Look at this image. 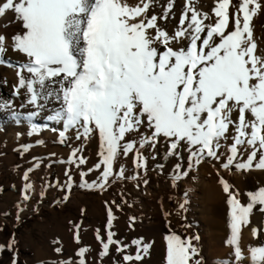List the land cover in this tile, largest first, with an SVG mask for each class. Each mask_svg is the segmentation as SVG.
<instances>
[{
    "label": "snow or ice",
    "instance_id": "1",
    "mask_svg": "<svg viewBox=\"0 0 264 264\" xmlns=\"http://www.w3.org/2000/svg\"><path fill=\"white\" fill-rule=\"evenodd\" d=\"M154 3L156 0H139L135 6L128 0H0V28L20 25L14 34L0 32V65L16 70L13 95H25L27 104L38 109L28 119L56 103L58 107L51 109L53 114L47 119L62 122L60 143L70 138L66 135L69 130L75 132L76 140L98 136L101 159L94 168L102 170L99 183L83 181L81 186L89 189H106L121 156L132 154L135 167L146 168L142 150H154L160 144L167 145L166 157H179L186 150L191 168L205 158L220 160L224 155L221 148L231 139L224 169L264 170V53L258 52L252 23L264 14V0H239L238 4L215 0L214 16L200 12L188 0L172 33L158 20L169 18L174 0H169L160 17L148 14ZM9 50L22 55L24 61L8 63ZM82 149L83 145L74 149L68 163L85 164L86 159L77 156ZM244 152L246 159H242ZM180 168L177 163L174 179L188 175ZM88 172H81V177ZM65 175L71 181L67 171ZM115 176L136 179L126 177L122 165ZM219 182L230 206L226 245L233 249L234 261L264 264V246H247V257L241 246L242 228L251 224L254 210L264 214V187L249 192L248 202L242 204L232 185L223 178ZM32 187L31 183L24 185V200L30 198L27 193ZM185 203L180 204L181 209ZM108 217L107 239L97 230L101 257L109 255L114 245L116 251L125 253L126 264L142 261L151 245L134 240L137 251L127 254L128 245L113 239L111 209ZM251 231L254 238L260 236L264 222ZM75 239L79 242L78 232ZM166 239V264H204L192 242L198 236L182 239L172 234ZM88 251L87 247L78 251L79 264H86L83 257Z\"/></svg>",
    "mask_w": 264,
    "mask_h": 264
},
{
    "label": "rangeland",
    "instance_id": "2",
    "mask_svg": "<svg viewBox=\"0 0 264 264\" xmlns=\"http://www.w3.org/2000/svg\"><path fill=\"white\" fill-rule=\"evenodd\" d=\"M211 1L214 2L212 3ZM128 3L135 6L139 3V0H128ZM168 3L169 0H156L153 8L148 13L149 16L155 14L159 7H163L164 11ZM175 3L176 1L174 0L169 16L172 17V14H175V12H180L175 16L177 17L176 25L179 26L178 22L181 11L185 9L188 0L180 1L178 9L175 7ZM233 3L238 4L239 0H233ZM192 4L199 11L201 10L203 13L214 16L212 9L214 8L213 4H215V0H209V2L208 0H192ZM202 5L205 6V9ZM229 11L231 13L232 9L230 8ZM190 15L191 13H189ZM260 15L263 14H259L252 22L254 24L257 21L259 29L261 25ZM208 22L205 21V23ZM253 31L256 33L258 30ZM255 33L254 38L256 34L260 37L262 31L259 30V34L258 32ZM255 41L257 42V40ZM263 45L264 42L261 41L259 43L258 41V52L264 53ZM9 70L11 69L7 65H0V75L2 76L3 74L0 77V104H10L8 107H0V264H13L14 259L16 264H61V262L79 264L81 257L77 253L84 247L89 249L85 257H83L86 264H126L123 261L125 253L116 251V246L114 245L110 247L109 255L103 257L100 255L102 244L97 239V230H99L100 237L106 240L107 231L109 230V209H111L115 217L110 229L115 233L113 239L119 240L121 244L128 245L126 249L127 254L134 255L137 251V246L132 243L134 240L142 239L144 243L151 245L149 253L144 259L134 262V264H164L165 255L162 254V250L163 247H167V244L163 240H167L166 237L172 234L179 235L182 239L198 236L199 240H193L192 242L198 248L204 264H216L218 260H226L229 261V264H236L233 257V249L226 245V240L230 234L223 240L215 233V229L208 224L211 220L208 213L202 209L201 191H198L200 192L199 195H194L195 183L199 181L198 177L201 178L202 176L215 190L218 187L217 191L222 192L223 188L219 181L223 178L233 186V191L240 193L239 199L241 203L246 204L248 202V192H253L260 187H264L260 184V181L257 183L260 177L256 180L253 176L255 172H264V170L251 169L238 171L234 167L228 170L221 166L226 173H222L224 172L223 169L218 173L213 167L217 160L215 161L212 158H205L199 165L193 163L192 167L189 168V153L186 150H181L179 157H167V159L169 158L167 160L168 163L165 161L162 169L158 167L160 164H156V162L166 157L165 150H167V145L160 144L157 146L158 154L155 155L149 151L144 152L146 168L138 169L135 167L133 170H127L128 163L133 164L131 163L134 161L133 155L129 154L126 158L121 156L114 167V175L110 177L109 184L105 190L101 191L99 188L89 189L82 187L83 181H87L88 183L95 181L99 183L102 168L100 170L94 168L101 159L98 155V137L92 136L87 140L83 138L76 140L75 132L73 131V137L68 135L70 138L65 143H60L59 134H57L58 136H54V140L51 142L45 141L43 135L39 140L35 135L36 133L24 135L26 131H31L33 126L37 128L36 132L39 131L38 133L41 134L42 130H44L42 129L43 127L51 126L45 123V119L53 113L50 109L40 111L39 115L34 116V119H32V126L27 125L25 117L29 113L37 112L38 109H36V106L32 107L30 104L25 103L21 97L17 96L16 98L13 95L14 91H11L12 88L6 87L4 74ZM14 113L17 115L14 116ZM236 115L235 113L233 114V117L235 116L234 119ZM10 127L19 136L23 134V136L21 135V141L17 145L14 144L12 139L7 137L9 132L6 131ZM38 141H43V143L38 144ZM231 141L229 139L224 147L226 148L228 143L230 145ZM74 142H77L76 147L73 145ZM81 145H83V149L77 153V156L85 158L86 163L83 165L68 163L72 151L81 147ZM26 147L27 151H25ZM58 148L69 150L70 154L68 156L60 154L61 151L58 152ZM183 153L184 155H182ZM153 155H155V159L152 158ZM225 157L226 155L218 161L224 163ZM246 158L247 152H244L242 159ZM177 163L181 165L179 169L181 173L184 170L189 171H187V176L174 179L176 176L175 165ZM121 165L125 168L126 177L137 175L136 179L117 178L115 172ZM151 166L154 167V170H159V172H152L153 168ZM201 168H206L207 170L203 172ZM29 169L33 170L28 172ZM89 169H93V171L88 172ZM66 171L72 177L71 181L65 175ZM25 172H28V181L23 179ZM81 172H88V175L82 178ZM231 173H235L238 178L242 177V180H245L242 186L232 179L231 175L234 174ZM145 180H147V184L144 183ZM249 180L250 182H248ZM262 180L264 183V178ZM26 183L33 185L32 189L27 193L30 197L28 200H24L23 198V188ZM69 183H71L70 189L67 187ZM250 183L257 185L258 188H250L252 185ZM209 190L211 191V188ZM223 195L227 196V194ZM66 196L68 197L67 200H65ZM227 199L228 197L225 199L226 203ZM185 200L187 204L185 203L184 208L181 210L180 204L184 203ZM226 209L227 217L230 219V206L228 203L226 204ZM99 211H101V214L98 215ZM102 212L105 214L103 213V215ZM133 217L135 218L134 221L130 219ZM262 222H264V214L254 210L251 224L249 225L250 228L249 226L243 227L242 235L245 230H249L252 234V227H260ZM77 225H79V228L76 227ZM77 232L79 234V242L75 239ZM261 236H264V233L255 237V239H259ZM13 240L15 243H12ZM242 240L246 239L242 237ZM10 244L11 247H9ZM58 248L60 249L59 252L56 251Z\"/></svg>",
    "mask_w": 264,
    "mask_h": 264
},
{
    "label": "bare ground",
    "instance_id": "3",
    "mask_svg": "<svg viewBox=\"0 0 264 264\" xmlns=\"http://www.w3.org/2000/svg\"><path fill=\"white\" fill-rule=\"evenodd\" d=\"M138 1V0H137ZM176 1V6H175V4H174V6L178 9V6H179V3H180V1H183V0H175ZM208 2H209V0H208ZM212 2V1H211ZM214 2V1H213ZM212 2V3H213ZM183 3V2H182ZM167 5V4H166ZM211 5V4H210ZM202 6H204V5H202ZM213 6H215V4H213ZM196 7V6H195ZM212 7V6H211ZM199 8V7H198ZM209 8V7H208ZM213 8V7H212ZM211 8V9H212ZM204 9H205V6H204ZM207 9V8H206ZM184 11V10H183ZM183 11H181V14L183 13ZM200 12H201V10H200ZM163 13H164V11H163V7H159L158 9H157V11L155 12V15H157L158 17H160V16H162L163 15ZM180 12H175V14H172V17H170L169 16V18L167 19V20H158V22L161 24V26H163V27H165L166 28V30L167 31H169V33H172L178 26L176 25V21H177V17H175L176 15H178ZM203 13V12H202ZM260 18H261V25H260V29H259V25H258V23H257V21H255V23L253 24V26H254V29L253 30H258L257 32H258V34H259V30H261L262 31V34H261V36L259 37L256 33H255V31H253V33H255L256 35H255V40H257V44H258V41H259V43H261V41L262 42H264V14L263 15H260ZM179 25V24H178ZM258 26V27H257ZM19 28H20V25L18 24V23H13V24H11L7 29H4V28H0V32H4V33H6V34H8V35H11V34H14V33H16L18 30H19ZM260 46H262L261 44H260ZM264 46V45H263ZM259 49V48H258ZM264 50V49H263ZM261 52V51H260ZM261 53H263V52H261ZM6 60H7V62L8 63H11V64H13V65H17V64H19V63H21V62H23L24 61V57L22 56V55H20V54H17V53H14V52H12L11 50H9L8 51V53L6 54ZM6 65V64H5ZM4 67V66H3ZM6 68V67H5ZM11 70H9L8 72H6L5 74H4V76H5V81H4V83L6 84V87L7 88H12V92L14 91V86L17 84V76H16V70L14 69V68H12V67H9ZM2 69V68H1ZM3 70H5V69H3ZM2 72V71H1ZM1 74V73H0ZM2 76H3V74H2ZM1 75H0V77H2ZM2 80V79H1ZM21 92L23 93V90H21ZM18 97H21L22 99H23V101L25 102V103H27L26 102V100H27V97L25 96V95H20V96H18ZM16 98H17V96H16ZM19 99V98H18ZM17 101V100H16ZM21 102V101H20ZM23 102V103H24ZM29 105V104H28ZM32 107L34 106V105H31ZM30 107V106H29ZM56 107H58V104H56V103H49V105H48V109H54V108H56ZM31 109V108H30ZM37 109V108H36ZM52 112V111H51ZM235 117V116H234ZM233 117V118H234ZM32 119H34V117H32L31 118V120H29L28 119V115L25 117V121L28 123H26L27 125H29V126H32L31 125V123H32ZM44 120V119H43ZM45 123H48V124H50L51 126L50 127H43L42 129H44V130H42V133L40 134V133H38V132H33L32 130L33 129H31V131H26V134H24V135H29L30 133L31 134H34V133H36L35 135L39 138V140L41 139V136L43 135V138H44V140L45 141H48V142H51L52 140H54V136H56L57 134H59L60 133V131H63V125H62V122H56V121H52V120H48L47 119V117H46V119H45ZM2 126V125H1ZM9 128V127H8ZM31 128V127H30ZM29 129V128H28ZM30 130V129H29ZM6 132H9L8 133V135H7V137L8 138H10V139H12V141L14 142V144H18L20 141H21V138H22V136H23V134H21L20 136H19V134L18 133H15V131H12V129H11V127H10V129H8ZM28 132H30V133H28ZM38 133V134H37ZM1 135V134H0ZM6 135V134H5ZM66 135L68 136V135H70V136H72L73 135V130H70L68 133H66ZM58 136V135H57ZM94 136H96V135H94ZM69 137V136H68ZM73 137V136H72ZM98 136H96V138H97ZM0 138H1V136H0ZM35 139V138H34ZM37 139V138H36ZM99 139V138H98ZM38 140V139H37ZM10 141V140H9ZM98 141V140H97ZM232 142V141H231ZM76 143L77 142H74L73 143V145H74V147H76ZM39 144V143H38ZM88 144V143H87ZM227 145H229V143L227 144ZM12 146V145H11ZM15 146V145H14ZM90 146V145H89ZM87 147V146H86ZM88 148V147H87ZM160 149V148H159ZM227 149V150H226ZM164 150H165V148H164ZM48 151V150H47ZM61 151V153L60 154H63V155H67L68 156V154H70V151L69 150H62V149H59L58 148V152H60ZM143 152H146V151H149V152H151V153H153V154H158V149H157V147H156V149H150V148H148V149H144V150H142ZM166 151V150H165ZM51 152V151H50ZM221 152L222 153H224V155H222L221 156V158L223 157V156H225V155H227L228 154V148H227V146H226V148L225 147H222L221 148ZM150 154V153H149ZM161 154V153H160ZM163 155H164V153H163ZM182 155H184V153L182 154ZM162 157V156H161ZM181 159H182V157H180ZM167 160H169V158L167 159V157H164L162 160H160V161H157L156 162V164H160V165H163L164 163H165V161L168 163V161ZM221 160V159H220ZM216 161V160H215ZM214 161V162H215ZM223 161V160H222ZM131 163H133L132 165L131 164H129L128 163V167H127V170H133V168L135 169V164H134V161H132ZM185 163V162H184ZM221 163L223 164V162H219L218 160L216 161V163H215V165L213 166L217 171H218V173L219 172H221L222 171V165H221ZM154 164H155V162H154ZM169 165V164H168ZM127 166V165H126ZM125 166V167H126ZM186 166V165H185ZM153 169L151 170L152 172L153 171H156V173H157V171L159 172V170H154V167L153 166H151ZM163 167H164V165H163ZM168 168V167H167ZM203 168V167H202ZM201 168V170H203V172H205L207 169L205 168V169H202ZM212 168V167H211ZM210 168V169H211ZM163 169V168H162ZM185 169V168H184ZM255 168H253V170H254ZM224 170V169H223ZM229 170V169H228ZM227 170V171H228ZM138 171V170H137ZM162 171V170H161ZM185 171V170H184ZM183 171V172H184ZM186 171H188V170H186ZM193 171H195V170H193ZM198 171V170H197ZM212 171V170H211ZM240 171V170H239ZM243 171V170H242ZM189 172V171H188ZM192 172V171H191ZM190 172V174H192ZM202 172V171H201ZM213 172V171H212ZM229 172V171H228ZM236 172V171H235ZM128 173V172H127ZM217 173V172H216ZM215 173V174H216ZM217 173V174H218ZM222 173H226L225 172V170H224V172H222ZM245 173V172H244ZM243 173V174H244ZM129 174V173H128ZM212 174V173H211ZM231 174H234V175H231V177H232V179L234 180V181H236L240 186H242L243 185V181H245V180H242L243 178L241 177V178H238L237 177V175L235 174V173H231ZM161 175V174H160ZM199 175H200V173H199ZM213 175V174H212ZM230 175V174H229ZM228 175V176H229ZM137 176V175H136ZM201 176V175H200ZM204 176H206V175H204ZM244 176V175H243ZM253 176L256 178V180L258 179V177H260V179L259 180H257L256 182L257 183H259V181H260V184H262L263 186H264V183H263V178H264V172H259V173H257V172H255L254 174H253ZM142 177V176H141ZM192 177H193V175H192ZM196 177H197V175H196ZM172 178V177H171ZM191 178V177H190ZM199 178V181L198 182H196L195 184H196V188L194 187V195L196 194H200V192H198V191H201V194H202V196H201V200H202V204H201V206H202V209H204L207 213H208V215H209V218H210V220L211 221H209L208 222V224L212 227V228H214L215 230V233L216 234H218V236L221 238V239H226L227 237H228V235L230 234V227H229V224H230V219L227 217V214H226V197L223 195V194H225V193H222L221 191H217V189H218V184H217V189L215 190V188L211 185V184H209V183H207L206 181H205V179L201 176V178L200 177H198ZM211 178H212V176H211ZM214 178V177H213ZM216 178V177H215ZM226 178V177H225ZM248 178V177H247ZM209 179V178H208ZM219 179V178H218ZM116 180V179H115ZM190 180V179H189ZM180 181V180H179ZM182 181V180H181ZM215 181V180H214ZM252 181V180H251ZM190 182V181H189ZM211 182V181H210ZM248 182H250V180L248 181ZM247 182V183H248ZM253 182V181H252ZM188 183V182H187ZM213 183V182H212ZM186 184V183H185ZM214 184H215V182H214ZM250 184H252L251 185V187L250 188H252V189H256V188H258L257 187V185H254L253 183H250ZM182 185V184H181ZM187 185H190V184H187ZM259 185V184H258ZM186 186V185H185ZM183 187V186H182ZM191 187V186H190ZM190 187H189V189H190ZM209 188H211V191L209 190ZM182 189V188H181ZM193 190V189H192ZM197 190V191H196ZM222 190V189H221ZM246 191V190H245ZM249 193V192H248ZM244 194H245V192H244ZM247 194V193H246ZM149 195V194H148ZM147 195V196H148ZM189 195V194H188ZM192 195H193V193H192ZM195 195V196H196ZM150 196V195H149ZM184 198V197H183ZM148 199V198H147ZM182 199V198H181ZM194 199H195V197H194ZM138 201V200H137ZM147 201V200H146ZM195 201H196V199H195ZM194 201V202H195ZM148 202H149V200H148ZM190 202V201H189ZM141 203V202H140ZM147 203V202H146ZM183 203V202H182ZM187 204V203H186ZM102 205V204H101ZM100 205V206H101ZM179 205V204H178ZM189 205V204H188ZM192 205V204H191ZM19 206V205H18ZM30 206V205H29ZM135 206V205H134ZM99 207V206H98ZM186 207V206H185ZM188 207V206H187ZM101 208V207H100ZM149 208H151V207H149ZM100 210V209H99ZM180 210V209H179ZM182 210V209H181ZM102 211V210H101ZM101 211H99V213H98V215L99 214H101L100 212ZM191 211V210H190ZM204 211V212H205ZM205 212V213H206ZM230 212V211H229ZM104 212H102V214H103ZM185 213V212H184ZM183 213V214H184ZM105 214V213H104ZM103 214V215H104ZM193 214V213H192ZM103 215H101V216H103ZM132 215V214H131ZM186 215V214H185ZM193 216V215H192ZM102 219V218H101ZM96 220H98V219H96ZM99 222V221H98ZM119 226H121V224H119ZM117 228V227H116ZM207 228V227H206ZM208 228H210V227H208ZM211 228V229H212ZM249 228H250V226H249ZM120 229V228H119ZM121 231H123V230H121ZM208 233V232H207ZM211 235V234H210ZM227 236V237H226ZM242 237H244L246 240H242V242H241V246L243 247V248H245V252H246V257H247V246H249V245H252V246H264V236H261L259 239H255L254 237H253V235L250 233V231L249 230H245L244 231V233H243V235H242ZM216 239H217V237H216ZM215 239V241H217ZM214 241V240H213ZM159 242V241H158ZM163 242H166V244H167V240H163ZM220 242H221V240H220ZM224 242V241H223ZM218 243V242H217ZM165 244V245H166ZM221 244V243H220ZM216 246V245H215ZM162 247H163V245H162ZM167 247H163V250H162V254H164L165 256H164V264H166V255H167ZM166 250V251H165ZM223 250V249H222ZM222 250H219V251H222ZM165 251V253H163ZM160 254V253H159ZM163 256V255H162ZM163 258V257H162ZM161 258V259H162ZM92 260V259H91ZM66 261H67V259H66ZM246 264H247V259H246V262H245Z\"/></svg>",
    "mask_w": 264,
    "mask_h": 264
}]
</instances>
